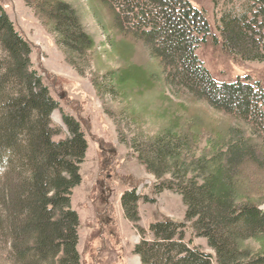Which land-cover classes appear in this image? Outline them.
Returning <instances> with one entry per match:
<instances>
[{"label":"trees","instance_id":"1","mask_svg":"<svg viewBox=\"0 0 264 264\" xmlns=\"http://www.w3.org/2000/svg\"><path fill=\"white\" fill-rule=\"evenodd\" d=\"M86 1L111 18L116 33L111 46L124 61L108 82L127 101V118L140 122L151 110L156 120L168 119L158 133H138L129 142L118 126L117 138L154 178L152 194L172 192L185 207L183 222L151 223L146 231L150 240L140 230L132 254L141 264H264L260 83L249 78L218 83L211 77L196 55L210 29L203 12L187 0ZM24 2L76 67L75 60L85 56L93 40L75 9L61 0ZM212 3L218 34L213 43L243 61L264 62V0ZM123 41L143 51L134 46L124 55L119 49L125 50ZM31 52L0 6V245L8 264H81L79 218L71 195L81 183L87 143L79 122L61 110L33 69ZM166 89L208 110L200 118L182 117L184 100H172ZM54 111L67 132L63 139H55L61 129L52 125ZM142 200L154 202L135 188L120 197L123 216L135 228ZM186 228L205 239L214 255L186 241Z\"/></svg>","mask_w":264,"mask_h":264},{"label":"rangeland","instance_id":"2","mask_svg":"<svg viewBox=\"0 0 264 264\" xmlns=\"http://www.w3.org/2000/svg\"><path fill=\"white\" fill-rule=\"evenodd\" d=\"M61 1L75 9L84 31L93 40V46L85 56L75 60L77 68L67 62L63 51L56 45L55 36L46 30L24 0H0V6L15 29L31 45L33 69L42 77L50 95L64 113L79 122L84 133L87 150L80 167L81 183L73 189L71 195V208L79 218L80 242L77 251L80 263L126 264L127 259L133 255L134 246L140 241V230L145 231L146 239L152 238L146 232L151 223L161 220L183 222L185 207L180 196L172 192L152 194L154 178L128 156L130 151L119 142L116 129L119 126L129 142L138 133L143 136L158 133L160 127L167 125L168 119L156 117V120L151 110L143 113L140 122L133 123L127 118V101L122 100L123 97L118 93L114 94L108 82L112 72L124 61L120 56L122 53L114 51L111 46L110 41L116 39V33L110 25L108 12L103 8L99 12L95 11L86 0ZM187 1L203 12L210 29V38L196 50V55L211 77L218 83H231L237 79L246 81L249 78L250 83L259 82L264 91V62L243 61L228 54L219 43H213L212 38H218V34L212 0ZM120 43L124 46L125 50L119 48L125 51L124 55H128V51L135 46L127 41ZM135 48L142 50L139 46ZM166 94L174 101L184 100L183 97L175 98L169 89H166ZM183 102L185 108L179 111L182 117L192 115L200 118L201 113L208 110L201 104L188 100ZM138 105L134 104V107L137 109ZM167 109L172 110L173 107ZM51 121L54 127L61 129V134L55 139L65 138L67 132L58 111L52 113ZM132 188L136 189L137 194L154 199L153 203L143 200L138 202L140 220L136 228L123 219L120 205L121 195ZM189 239L193 245L214 255L205 239L194 237L190 228H186L185 240ZM252 244L255 249L258 247L256 242ZM2 246L0 264H8L7 250Z\"/></svg>","mask_w":264,"mask_h":264},{"label":"crops","instance_id":"3","mask_svg":"<svg viewBox=\"0 0 264 264\" xmlns=\"http://www.w3.org/2000/svg\"><path fill=\"white\" fill-rule=\"evenodd\" d=\"M9 17V16H8ZM11 20V19H10ZM162 193H164V192H162ZM161 193V194H162ZM123 219H124V217H123ZM126 220V219H125ZM78 230H79V228H78ZM151 239V238H150ZM150 239H148V240H150ZM79 236H78V245H79ZM77 245V246H78ZM126 264H141L140 263V260H139V258L136 256V255H131L130 256V258H128L127 259V262H126Z\"/></svg>","mask_w":264,"mask_h":264}]
</instances>
